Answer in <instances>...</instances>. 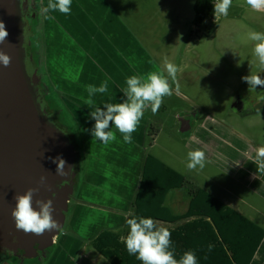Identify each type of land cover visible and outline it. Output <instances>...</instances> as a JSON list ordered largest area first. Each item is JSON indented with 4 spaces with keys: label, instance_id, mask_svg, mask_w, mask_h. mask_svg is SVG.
<instances>
[{
    "label": "rangeland",
    "instance_id": "rangeland-1",
    "mask_svg": "<svg viewBox=\"0 0 264 264\" xmlns=\"http://www.w3.org/2000/svg\"><path fill=\"white\" fill-rule=\"evenodd\" d=\"M170 1L162 0L164 6L170 4L168 9L160 6L158 1L151 8L157 11L158 17L155 15L153 18L156 23L159 18L158 27H154L153 21L147 20L150 19L149 16L145 15L146 19L143 18L142 11L136 9L138 0H127V2H118L117 0H72L70 15L62 14L59 11L50 12L49 15L54 17L50 20L45 19V14L41 11L40 32L43 38H40V40L44 50L45 73L51 82L52 88L59 95V103L73 113L72 121L77 124L75 128L73 127V131L78 141H80L82 136L86 168L89 152L99 153L98 155L106 158L105 162L111 163L101 175L108 182L106 190L111 192L112 195L115 194V190H120V187H118V176H115L116 173H112L113 163L108 159H116L117 166L130 167V161L127 160L129 155L127 150L129 147L133 149L140 146L139 144L131 146L130 143L124 142L123 136L117 131H113L116 139L108 143H102L93 138L91 129L94 127L95 121L89 116L93 109L90 107L84 109L83 107L82 99H84L86 91L84 86L91 80L99 83L102 79L101 70L106 72V69L105 65L102 69H99L88 64L86 60L91 58V54L94 51L99 52L98 48L101 47L100 53L108 56L112 51L111 49L115 46L113 42L117 41L119 30L121 28L127 30L124 24L132 21L131 15L140 14L141 16L136 23L138 30H136L139 31L141 38L149 41L151 40L149 33L155 28L152 35H160L156 40L155 48L157 51L167 45V38L173 40V45L170 49V61L172 63L178 67L181 66L180 60H183L186 64L189 63L191 68L197 72L194 74L195 76L215 73L212 69L213 67L211 68L201 56L199 58L196 56V45L189 48L187 45L189 39L195 38L194 36L204 35L213 26L212 24L215 25V29L221 17L215 20V16L208 15L207 20L201 25H199L201 23L200 20L194 17L192 19V21L195 19L193 25L191 23L188 24V20H191V18L188 19L187 15L190 13L195 0H180V2L184 3V7L179 8V10H184L183 14L186 18L184 23L181 21L177 27L183 26L184 28L187 26V31H181L180 35L168 28L170 24L168 25L167 23L173 20L172 16L175 13H178L175 4ZM47 3L48 0H42L39 6L40 10L46 7ZM142 5L146 6V2H143ZM245 5H248L246 0H232L230 8L240 9ZM123 15L124 17H122ZM94 17L103 19L100 21L102 27L115 34L113 41L106 40L107 33L105 31L92 30L89 19ZM108 25L115 26L107 29ZM251 27L255 28L257 26L252 23ZM257 32L264 33V31ZM120 34L125 37L126 32H121ZM90 35L93 38H90ZM90 44H95L98 48H91ZM60 50L64 58H60ZM101 59L104 60L105 56H102ZM250 59L258 69L260 67L259 62L254 60L252 54ZM246 61L249 66L248 60ZM187 69L189 68L186 67L182 72H187ZM143 70L144 73L141 76L146 77L148 72L142 67L141 72ZM71 72H74L73 76H69ZM116 74L114 73L109 77L108 85L111 87L115 84V86L125 88L126 82L124 81L122 85ZM258 75L264 79V68L260 67ZM172 84L173 95L164 97L163 104L160 107L161 110L168 112L167 115H157L160 110L153 114L149 107L145 110L144 117L134 132L136 133V140H141L140 142H142L144 138L145 150L156 153L157 157L172 165L187 177L185 186L182 189L172 191L168 197V207L173 214L176 213L175 215L184 214L188 209L187 203L190 201L189 191L194 189L191 185H194L209 190L242 213L259 220L260 223H264V171H258L257 165L254 163L256 149L264 146V87L257 86L256 89H253L261 93L260 97L254 91L246 96L241 94L239 101L234 107L231 104L230 109H228V106L223 108V105L220 104L219 96H216L215 99L212 98L211 101L199 100L200 104L188 97L181 89L176 92L175 83ZM180 84L185 90H189L186 87V83L180 81ZM247 86L249 85L247 84ZM220 93L223 94L221 100H224L225 91L221 90ZM47 96L51 97L48 90ZM90 98L93 106L103 107V105L97 104L95 96ZM123 99H125L123 94H119L117 103L122 102ZM237 99L238 94L234 95L232 103ZM211 107L218 109L215 111L217 113L212 111ZM242 108L244 112L237 114L236 112H239ZM194 110L200 111L196 112L193 117L192 112ZM231 110L235 113H232ZM182 111L187 114L190 113V116L188 115L186 118V116L181 115ZM153 127H155V132H153ZM220 127L227 129L223 131V129H219ZM152 132L153 134L151 135ZM186 132L189 133V136H186ZM87 133L90 134L91 142L87 139ZM202 133L205 136L209 135V137L204 140ZM215 135L220 140L215 142L217 139V137H214ZM226 135L229 138H226ZM95 142L97 146L96 150H93V143ZM213 142L217 147H214V156L223 157V159H219L216 162L207 160L210 155V146H214ZM196 149H201L205 152V167L202 170L199 167L195 170H189L186 166L189 162L187 154L189 151ZM250 160H253V162L247 167ZM111 176L116 178L117 188H113V178ZM129 196L130 193L128 194ZM73 214L74 208H72L70 215ZM84 235H92V232L88 231L84 226L78 232L72 224H67L63 233L64 237L61 238L60 243L57 241L58 249L56 248L48 264H112L108 258L95 249L89 239L83 238ZM70 237L78 239L81 243L77 244Z\"/></svg>",
    "mask_w": 264,
    "mask_h": 264
},
{
    "label": "crops",
    "instance_id": "crops-1",
    "mask_svg": "<svg viewBox=\"0 0 264 264\" xmlns=\"http://www.w3.org/2000/svg\"><path fill=\"white\" fill-rule=\"evenodd\" d=\"M175 3L184 7L183 2ZM194 6L195 2L190 13L187 15L188 19L191 18V20H188V24L191 23L192 25L193 21L195 20L194 19L192 21V19L195 17ZM168 8L170 7L166 6L164 9ZM177 10L178 13H175L172 16L173 20L167 24H170L168 27L169 29H172L181 35V31H187V26L183 28V26L177 27V25L181 21L184 23L186 16L183 14L184 10L180 11L178 8ZM145 15L150 17V19L147 20L153 21L154 27H158L159 18L157 23L153 18L155 15L158 17L156 11H150L147 14H143L142 17L146 19ZM140 16V14L131 15L132 21L128 24H124L127 30L122 28L119 30L117 41L113 42L115 46L111 49L112 51L108 54V56L101 54V47H99V52L94 51V53L91 54V58L86 60L88 64L95 68L102 69L105 65L106 72L101 70L102 79L99 81V83L91 80L89 83L85 84L84 90H86L88 85H96L98 87L101 82L108 80L109 77L114 73H117L116 77L123 85V82H126L127 77L132 75L141 76V74L144 73V70L141 72L142 67L145 68L148 73L158 70L166 71L163 67L164 59L167 58L170 61V49L173 45V40L171 38H167V45L157 51L155 48L157 43L156 40L160 35L155 34V36H153L151 33L149 35L151 40L149 41L141 38L139 31H137L138 28L136 27V23ZM220 17L221 18L219 19L218 26H216L210 35H202L198 37L194 36L195 38L188 40L187 45L188 48L190 46L196 45V56L198 58L201 56L204 61L211 66V68L213 67L212 69L215 73L212 75L206 73L207 75L195 76L194 74L197 72L191 68V65L189 63H184L183 60H180V68L183 70L188 67L189 69H187V72H182V70L178 72L177 79L180 85L179 89H181V91L184 92L188 97L194 99V101H211L212 98L215 99L216 96H219L221 101L220 104L223 105V108L228 106V109H230L231 104L234 106L239 101V96L241 94L246 96L254 91H249V86H247L248 83L243 81L242 77L250 75L251 72L257 75L259 74L260 67L257 69V66L250 59V55L252 54L254 60L258 61L253 52L256 42L251 41L248 38V34L254 30L264 31V9L256 11L253 10L249 5H245L240 9L229 8L228 15L226 17L221 15ZM102 20L103 19L97 18L89 19L92 30L99 32L105 31L106 33L112 32L102 27L100 23ZM213 21L215 22V20ZM252 23H254L257 27H251ZM121 32H126V35H124L125 37L120 34ZM190 32L191 30L189 31V34ZM106 36V40L108 41H113V38L115 39V34H106ZM90 38H93V36L90 35ZM93 46L96 45L90 44L91 48H93ZM102 56H105L104 60L101 59ZM60 58H64L62 52ZM246 60H248L249 66L247 65ZM73 73L74 72H71L69 76H73ZM180 81L186 83V87H188L189 90H185L180 84ZM123 88L124 87L115 86V84H113L111 87L108 85V91L106 93H98L95 95L97 104L104 105L105 103H117L119 100V94L122 93ZM221 90L225 91L224 100H221L223 96V94L220 93ZM254 93H256V95L259 97L261 96L259 91H254ZM237 94L238 99L232 103L234 95ZM82 100L84 103V109L89 107L88 105L91 98L89 97L87 90L85 91V96ZM210 109L214 112L218 110L215 107H211ZM159 110L160 111L157 113L159 116H165L168 113L165 112V110H161L160 108ZM240 111L243 113V108ZM232 113L235 112L232 111ZM237 114L239 113L237 112ZM219 129L226 131L227 128L220 127ZM109 130L118 132L114 126H111ZM153 132H155V130H153ZM135 135L136 133L132 134V141L130 144L131 146H134V144H139L140 147L133 149L132 147L128 148L127 151L129 152V155L127 156V160L130 161V167L117 166L115 162L117 161L116 159H108L113 163L112 173L114 172L116 173L115 176H118V187H120V190H115V194L113 195L111 192L106 190L108 182L104 179L103 175H101L105 168L111 163L105 162L106 158L98 155L99 153L89 152L87 168L79 190V195L75 201H73L72 207L74 208V214L71 215L69 219V223L72 224L73 227L78 230V232L83 226L86 227L88 231L92 232V235H84L83 237L89 239V241H92L99 232L105 229L122 233L126 228V218L124 214H134V210L132 209V201L134 200L139 186L144 157L147 153H149V150L144 149V138L143 141L140 142L141 140H136ZM202 135L204 140L209 137V135L205 136L204 133H202ZM214 137H217L216 140L213 139L215 142L220 140L217 135ZM225 137L229 138L227 135ZM87 139L89 142H91L89 133H87ZM93 144V150H96L97 143L95 142ZM212 144L214 146H210V155L207 160L209 159L216 162L219 159H223V157L218 158L217 155L214 156L213 152H215V148L217 147L215 146L214 142ZM152 154L154 153L152 152ZM154 155L158 156L156 153ZM252 162L253 160H250L249 163L247 162V167H249ZM112 178L113 188H117L115 182L116 178H114V176ZM172 191L174 190H171L166 197V205H168V197ZM129 193L130 196L128 197ZM99 195L101 196L99 197ZM253 219L264 227V223H260V221L255 218ZM161 224L167 228L177 226L168 223ZM215 238L216 237H211L210 244H214ZM70 239L73 241L75 240L77 244L81 243V241L76 238L74 239L70 237ZM219 240L222 241L221 238ZM215 251V248H213L211 251H209V248H207L203 249L202 253L210 254L215 253ZM4 264H7V262ZM251 264H264V240Z\"/></svg>",
    "mask_w": 264,
    "mask_h": 264
},
{
    "label": "water",
    "instance_id": "water-1",
    "mask_svg": "<svg viewBox=\"0 0 264 264\" xmlns=\"http://www.w3.org/2000/svg\"><path fill=\"white\" fill-rule=\"evenodd\" d=\"M37 15L40 22V9L32 10V0H24L23 6L19 0H0V21L9 33L0 50L11 56L10 66L0 63V253H11L12 264L55 251L82 179L72 114L59 103L45 73L41 41L40 46L36 42L41 35L40 25L34 24ZM24 30L26 44L22 47ZM57 156L66 161L65 171L74 167L68 176L57 174V163H53ZM29 188L38 189L33 196L37 210V200H53V218L61 225V232L54 229L37 236L17 230L11 215L15 196Z\"/></svg>",
    "mask_w": 264,
    "mask_h": 264
},
{
    "label": "clouds",
    "instance_id": "clouds-1",
    "mask_svg": "<svg viewBox=\"0 0 264 264\" xmlns=\"http://www.w3.org/2000/svg\"><path fill=\"white\" fill-rule=\"evenodd\" d=\"M246 3L253 10L260 11L264 9V0H246ZM19 4L23 6L24 0H19ZM213 4L214 16L215 20H217L221 15L225 17L228 15L232 0H214ZM71 5L72 0H48L47 6L41 11L45 14L44 18L50 20L54 18L49 15L50 12L59 11L62 14L70 15ZM107 34L114 33L109 32ZM8 35L9 33L6 30L5 24L0 21V45L6 42ZM25 38L26 32L24 30V43L22 47H25ZM248 38L256 42L253 49L254 56L258 60L260 67L264 68V33L251 31L248 34ZM0 63L4 67H8L11 64V56L3 50H0ZM163 67L166 70V74L165 71H152L146 77L140 75L127 77L126 87L122 89L123 96L125 97L123 102L105 103L103 107H100L93 106L92 101H89L88 106L93 109L89 113V116L95 121L94 127L91 129L94 139L102 143L114 141L116 135L113 131L109 130L114 125L115 129L122 134L124 142L130 143L132 141V133L137 130L144 117L145 110L150 107L152 113L155 114L162 106L164 97L173 95L172 83H175V91L179 92L180 85L177 73L182 69L167 58L164 59ZM242 80L248 83L249 91L256 89L257 86L264 87V79L252 72L250 75L242 77ZM86 90L89 97H94L98 93H106L108 91V80L101 82L98 87L96 85H88ZM37 103L40 104L41 112H43V105L39 97H37ZM187 156L189 162L186 166L189 170H195L197 167L202 170L205 167L206 156L203 150L196 149L189 151ZM53 163H57L56 172L60 176H68L74 170V167L70 166V170L65 171L66 161L62 156L54 158ZM254 163H256L258 171H264V146L256 149ZM44 179V177L41 178L42 181ZM37 191L38 189L29 188L26 193L15 196L16 205L11 215L14 218L17 230H22L25 234H35L37 236L43 235L46 231L51 232L54 229L61 232V225L53 218L54 208L52 199H48L46 202L44 200H37L35 203L38 205L39 210L33 206V196ZM75 198L73 201H75ZM73 201L71 202V207L73 206ZM71 212L68 215L67 224H69ZM124 215L130 231L126 237L122 236L120 239L126 245L129 255H134L142 264H198V258L192 250L185 251L179 259L175 257V252L172 248V234L167 227L153 218L137 216L127 218L132 215L131 213H125ZM208 247L209 251H211L214 245L209 244Z\"/></svg>",
    "mask_w": 264,
    "mask_h": 264
},
{
    "label": "trees",
    "instance_id": "trees-1",
    "mask_svg": "<svg viewBox=\"0 0 264 264\" xmlns=\"http://www.w3.org/2000/svg\"><path fill=\"white\" fill-rule=\"evenodd\" d=\"M117 1L127 2V0ZM138 1L136 9H140L142 15L150 11H156L155 9H151L156 1L163 8L167 6L162 4V0ZM140 1L142 2L140 3ZM41 2L42 0H33L32 10L36 11ZM143 2H146V6L142 5ZM170 2L174 3L178 9L183 8L175 3L180 2V0H171ZM213 2L214 0H195L194 12L201 22L199 25L207 20L208 15L214 16ZM168 6L170 7V4ZM35 22L38 23L37 18L34 19ZM212 25V29L210 28L204 35L207 36L212 32L215 26L214 24ZM153 31L154 28L149 35ZM40 38H43V35H40L36 39L39 46ZM55 92L57 93V91ZM199 111L194 110L192 112L193 117ZM181 115L187 118L188 115L190 116V113L182 112ZM72 124L74 128L77 126L75 121ZM152 129L154 130L155 127ZM186 136H189L188 132H186ZM79 157L82 166V183L86 170V157L82 136L79 141ZM186 180L187 177L181 171L152 154V152L147 153L143 160L139 186L132 201L134 214L128 218H132V216L153 218L160 224L177 225L176 227H168L172 234V248L177 259L185 251L192 250L198 258V264H251L264 240V227L207 189L191 184L194 189L189 191L190 201L187 211L180 215L173 214L168 205H166V197L171 190L182 189L186 184ZM129 231L130 227L127 224L122 233L105 229L99 232L91 243L112 264H142L134 255H129L126 245L120 239L122 236L126 237ZM63 233L57 238L59 243L61 238L64 237ZM211 237H216L213 244L216 251L215 253L204 254L202 250L209 248ZM220 238L223 242L219 240ZM56 248L58 249V246ZM54 253L55 251L52 254ZM52 254L45 255L44 257H51ZM3 262L4 257L0 256V263Z\"/></svg>",
    "mask_w": 264,
    "mask_h": 264
},
{
    "label": "flooded vegetation",
    "instance_id": "flooded-vegetation-1",
    "mask_svg": "<svg viewBox=\"0 0 264 264\" xmlns=\"http://www.w3.org/2000/svg\"><path fill=\"white\" fill-rule=\"evenodd\" d=\"M38 9H40L39 7H37V9H36V11L35 12H37L38 11ZM40 12H41V10H40ZM37 19L39 18V16L37 15V17H36ZM36 26H39L40 25V22H38V23H34ZM93 48L94 49H97L98 47L97 46H93ZM234 107V106H233ZM53 255V254H52ZM0 256H2V257H4V262L3 263H0V264H4L5 262H7V264H11V261H12V258H13V255L11 254V253H0ZM50 258L51 257H42V258H40V259H38V260H35V261H33V262H31V261H29V262H23V263H21V264H48V262H49V260H50Z\"/></svg>",
    "mask_w": 264,
    "mask_h": 264
},
{
    "label": "bare ground",
    "instance_id": "bare-ground-1",
    "mask_svg": "<svg viewBox=\"0 0 264 264\" xmlns=\"http://www.w3.org/2000/svg\"><path fill=\"white\" fill-rule=\"evenodd\" d=\"M112 24H113V23H112ZM114 26H115V25H110V26L108 25V26H107V29H110V28H112V27H114Z\"/></svg>",
    "mask_w": 264,
    "mask_h": 264
}]
</instances>
